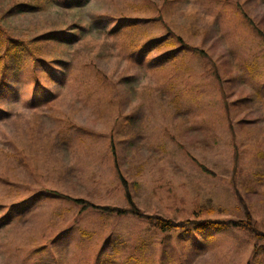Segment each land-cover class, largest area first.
<instances>
[{"label": "rangeland", "instance_id": "374dc122", "mask_svg": "<svg viewBox=\"0 0 264 264\" xmlns=\"http://www.w3.org/2000/svg\"><path fill=\"white\" fill-rule=\"evenodd\" d=\"M22 2L38 5L9 12ZM120 17L145 21L111 38ZM0 26L41 40L0 83V264H264L245 231L163 232L63 197L128 208L123 176L146 215L249 213L264 232V0H0Z\"/></svg>", "mask_w": 264, "mask_h": 264}, {"label": "trees", "instance_id": "16d2710c", "mask_svg": "<svg viewBox=\"0 0 264 264\" xmlns=\"http://www.w3.org/2000/svg\"><path fill=\"white\" fill-rule=\"evenodd\" d=\"M46 1V0H43ZM89 1L91 0H47V8L54 7L57 8V6H64L66 5L68 8L71 7H83L85 6ZM38 3L34 2H22L19 4H16L13 6L9 12H14L17 8H21V10L18 12L19 14L27 13V12H34L33 10L36 9V6ZM43 5H40L38 7L39 10H42ZM121 18V17H120ZM122 19V18H121ZM136 20H144L143 18H136V17H125V25H122L123 19L114 27L117 28L111 30L110 37L114 38L115 36H118L121 34V30L117 31L119 28H123V34L127 30L133 29L134 25L129 24L130 21H136ZM145 21V20H144ZM63 32H49L47 34V42H58L61 44L67 43V41L71 42V39H68L67 36L64 35ZM154 40L144 46H142L140 49H138V52L136 53L137 60L141 63H144L145 60L150 57V55L154 52H161L164 48L161 44V40ZM40 38H35L34 40L30 41L29 45L25 42H20L19 40H13L11 37H9L6 32L3 30V28L0 26V52L4 46H6L5 50L1 52L0 54V78H1V84L3 82V78L9 69L8 61H12L13 59L18 60L22 53L24 52L25 48L23 46H26L28 48L38 47L40 43ZM135 49L134 51H136ZM173 51L170 52H163L158 56H155L151 58L150 62L156 63L159 62L162 59H167L166 57L172 54ZM54 65L47 62V68L48 69H54ZM17 72V71H16ZM51 80L55 78L54 73H51ZM122 184L124 186L125 190V197L128 202L129 207L128 208H111L109 206L100 207L95 206L93 204H87L82 199H71L68 196H63L65 199L75 202L78 205L83 204L86 206L93 207L97 210H100L101 212L107 214V215H118V216H127L131 215L138 219H145L149 220L152 223H154L161 231L163 232H171L174 230H183L186 231L189 228L193 227L197 230H209L211 228H226V227H233L238 230H242L247 232L249 235H251L254 239L258 241H264V232L261 231L256 227V225L252 222V217L249 213H247L246 218L242 220H227V221H220V220H199V221H175L167 219L166 217H163L161 215H146L145 213H142L139 208L135 205L133 201V196L128 188V184L126 183V180H124L123 176H121ZM62 197L61 194H58ZM21 203V202H17ZM10 219V216L8 214L4 215V217L0 220V223L6 224V222ZM84 235V233L82 234ZM106 256L103 252L102 257Z\"/></svg>", "mask_w": 264, "mask_h": 264}]
</instances>
